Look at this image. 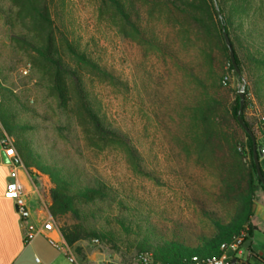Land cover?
I'll return each instance as SVG.
<instances>
[{
    "label": "rangeland",
    "instance_id": "rangeland-1",
    "mask_svg": "<svg viewBox=\"0 0 264 264\" xmlns=\"http://www.w3.org/2000/svg\"><path fill=\"white\" fill-rule=\"evenodd\" d=\"M132 1L141 19L147 16L150 29L168 43L172 57L148 49L108 0H0V100L2 87L12 90L5 97L10 100L18 133L45 159L51 154L90 178L102 179L114 191V199L99 205L93 221L113 233L114 241H79L104 252L106 264H143L137 242L144 236L159 239L164 230L169 238L175 231L194 246L213 234L212 215L225 218L231 207L222 184L226 159L193 138L187 108L195 88L189 71L200 69V61L189 43L188 20L172 9L154 7L148 0ZM34 6L48 11L52 21L57 22L62 14L74 46L116 77L102 76L79 62L56 37L55 47L79 68L100 115L129 135L143 158L142 167L153 177L136 171L123 145L93 133L70 78L64 77L66 101L60 100L49 66L18 40L25 37L47 44L45 35L51 26L34 12ZM52 30L57 35L55 27ZM243 79L229 78L230 89L237 96L243 85L252 90V84ZM250 97L252 105L245 119L259 138L264 135V104L252 92ZM0 126L15 144L1 121ZM259 164L264 171V157ZM45 178L46 184L42 178L35 181L41 209L60 232V227L73 220L69 216L57 220L51 215L52 186ZM120 199L123 205L118 204ZM119 217L139 229L133 226V232L126 233L117 223ZM76 250L80 255L84 252V248Z\"/></svg>",
    "mask_w": 264,
    "mask_h": 264
},
{
    "label": "trees",
    "instance_id": "trees-1",
    "mask_svg": "<svg viewBox=\"0 0 264 264\" xmlns=\"http://www.w3.org/2000/svg\"><path fill=\"white\" fill-rule=\"evenodd\" d=\"M115 7L124 21L135 31L140 40L150 50L163 56H173L166 41L159 39L150 22L141 19L132 0H108ZM154 7L169 8L183 14L189 24L192 37L190 45L197 51L200 61L198 70L191 69L189 76L194 85L192 101L187 108L190 111L193 138L201 141L203 148L226 159L222 184L225 198L230 203L228 215H212L213 234L203 238L198 244H187L173 231L169 238L166 230L160 231L159 239L144 236L136 244L137 253L147 256L153 264H190L192 257H212L221 254L220 247L230 243L235 237L245 234L244 242L252 235L251 218L258 189L264 187L258 179L252 157V143L247 133L237 121L239 97L230 89L229 78L237 82L244 80L252 84L245 86V103L241 119L253 131L252 125L245 119V113L251 103V92L260 104H264V0H148ZM46 10V7L44 8ZM34 12L49 23L51 29L45 35L46 45L34 39L18 37L35 55L51 69L59 98L65 102L64 77L70 78L78 103L93 133L111 139L123 145L136 166L138 173H146L142 167L143 158L134 141L119 128L106 122L100 115L97 104L92 100L85 81L78 67L67 62L61 51L55 47L56 37L67 45V50L76 60L91 66L102 76L115 80L116 77L106 69L95 64L74 46L70 33L65 27L63 15L52 21L48 11L35 8ZM55 27L57 35L53 32ZM223 32L230 41L235 62L241 72L239 77L229 58ZM3 100H0V121L15 138L16 151L29 174L35 181L48 177L50 213L59 220L71 217V225L60 227L61 235L72 246L79 241L97 239L112 243L113 233L98 227L95 221L99 205L114 199L112 188L100 178H90L84 171L69 163L59 162L49 155L45 159L30 142L20 137L18 125L13 121L10 100L5 95H12V90L1 88ZM6 98V99H5ZM5 100V101H4ZM245 140V144H243ZM239 148V149H238ZM264 175V171H262ZM123 205L122 200L118 201ZM120 228L126 233L138 228L137 224L125 218H117ZM134 226V227H133Z\"/></svg>",
    "mask_w": 264,
    "mask_h": 264
},
{
    "label": "crops",
    "instance_id": "crops-1",
    "mask_svg": "<svg viewBox=\"0 0 264 264\" xmlns=\"http://www.w3.org/2000/svg\"><path fill=\"white\" fill-rule=\"evenodd\" d=\"M8 173L9 167L0 152V264H106V254L89 249L85 243L76 242L70 246L69 255L58 251L41 235L29 245H25L16 206L12 200L4 197ZM18 180L23 189L31 220L36 221L46 217L47 212L41 209L42 199L35 177L29 174L24 165L18 169ZM46 180L42 177L43 184H46ZM250 222L253 227L252 235L243 243L241 254L236 259L242 264H264V196L261 197L259 192L256 195L254 214ZM51 237L56 241H64L58 230L54 231ZM77 247L84 248L82 255L77 252ZM69 256L73 257L72 262L69 261ZM233 259L229 254L228 262Z\"/></svg>",
    "mask_w": 264,
    "mask_h": 264
},
{
    "label": "built area",
    "instance_id": "built-area-1",
    "mask_svg": "<svg viewBox=\"0 0 264 264\" xmlns=\"http://www.w3.org/2000/svg\"><path fill=\"white\" fill-rule=\"evenodd\" d=\"M26 73V71H24ZM256 145L260 150L261 157H264V135L256 138ZM0 152L7 159L6 165L9 167L8 181L4 197L12 200L16 206L20 224L23 231V240L25 245H29L37 236L46 238L48 243L58 251L69 255V247L63 240L56 241L51 237L54 231H57L53 220L50 217H41L36 221L31 220L30 212L23 194L22 186L18 180V169L23 166L22 161L16 151L14 141L9 137L0 126ZM245 234L235 237L230 243L223 244L220 247L221 254L212 257H192L190 264H229L228 255L231 254L236 260L235 264H242L236 258L241 254V247L245 240ZM96 242V241H94ZM143 264H152L147 256H140ZM72 262V257L69 256ZM39 263V260L36 259Z\"/></svg>",
    "mask_w": 264,
    "mask_h": 264
},
{
    "label": "water",
    "instance_id": "water-1",
    "mask_svg": "<svg viewBox=\"0 0 264 264\" xmlns=\"http://www.w3.org/2000/svg\"><path fill=\"white\" fill-rule=\"evenodd\" d=\"M223 38H224V42L225 45L228 48L229 51V58H230V62L236 72V74L239 77H242L241 72L235 62V58H234V52L232 50V47L230 45V41H229V37L228 35L223 32ZM243 81V80H242ZM238 96H239V109H238V113H237V121L240 124V126L242 127V129L247 133V135L249 136L251 143H252V157H253V161H254V166H255V171H256V175L258 177V179L260 180L262 187H264V175H262V170L260 168V164H259V159L261 158L260 155V150L258 148V146L256 145V138L252 132V130H250L242 121L241 119V115H242V110L244 107V103H245V86L243 85L241 90L238 92ZM3 160L5 163H7V159L3 156ZM255 209V205H253V211ZM236 260L233 259L230 261L229 264H235Z\"/></svg>",
    "mask_w": 264,
    "mask_h": 264
}]
</instances>
